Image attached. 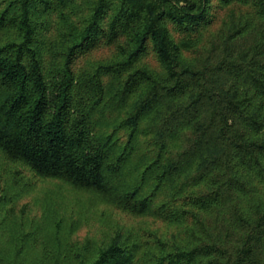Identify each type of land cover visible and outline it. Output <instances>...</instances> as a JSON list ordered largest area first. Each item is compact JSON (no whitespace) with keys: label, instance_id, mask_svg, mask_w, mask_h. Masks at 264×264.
I'll use <instances>...</instances> for the list:
<instances>
[{"label":"trees","instance_id":"obj_1","mask_svg":"<svg viewBox=\"0 0 264 264\" xmlns=\"http://www.w3.org/2000/svg\"><path fill=\"white\" fill-rule=\"evenodd\" d=\"M0 157V264H264V0H0Z\"/></svg>","mask_w":264,"mask_h":264},{"label":"rangeland","instance_id":"obj_2","mask_svg":"<svg viewBox=\"0 0 264 264\" xmlns=\"http://www.w3.org/2000/svg\"><path fill=\"white\" fill-rule=\"evenodd\" d=\"M11 174L9 164H5L0 157V177L8 180ZM25 174V172H24ZM25 176L33 182V189L21 201L28 204L33 214L41 211L42 200L47 196H51L54 200L57 211L65 217L79 216L80 225L73 235V240L82 241L86 235L100 238L106 230H108L115 221H117V213L107 206L99 204H89L88 196L79 194L69 189V187L56 182H42L35 179L29 173ZM26 179V178H25Z\"/></svg>","mask_w":264,"mask_h":264}]
</instances>
